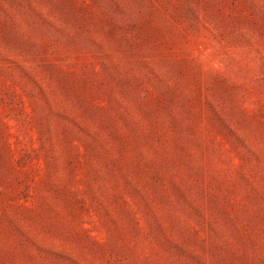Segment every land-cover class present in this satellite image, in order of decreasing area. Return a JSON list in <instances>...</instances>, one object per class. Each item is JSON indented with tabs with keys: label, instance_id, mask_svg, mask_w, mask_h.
<instances>
[{
	"label": "rangeland",
	"instance_id": "rangeland-1",
	"mask_svg": "<svg viewBox=\"0 0 264 264\" xmlns=\"http://www.w3.org/2000/svg\"><path fill=\"white\" fill-rule=\"evenodd\" d=\"M0 264H264V0H0Z\"/></svg>",
	"mask_w": 264,
	"mask_h": 264
}]
</instances>
